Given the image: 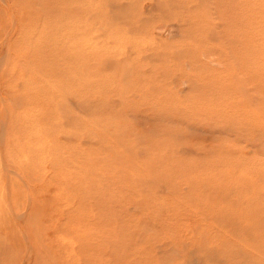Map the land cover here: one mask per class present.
I'll list each match as a JSON object with an SVG mask.
<instances>
[{
	"label": "rangeland",
	"instance_id": "374dc122",
	"mask_svg": "<svg viewBox=\"0 0 264 264\" xmlns=\"http://www.w3.org/2000/svg\"><path fill=\"white\" fill-rule=\"evenodd\" d=\"M0 264H264V0H0Z\"/></svg>",
	"mask_w": 264,
	"mask_h": 264
},
{
	"label": "bare ground",
	"instance_id": "6f19581e",
	"mask_svg": "<svg viewBox=\"0 0 264 264\" xmlns=\"http://www.w3.org/2000/svg\"><path fill=\"white\" fill-rule=\"evenodd\" d=\"M17 212V211H16ZM3 232H4V230H3ZM5 232H7V231H5ZM5 234V233H4ZM6 236H8V234L6 235ZM2 241V240H1ZM3 246H4V244H3Z\"/></svg>",
	"mask_w": 264,
	"mask_h": 264
}]
</instances>
